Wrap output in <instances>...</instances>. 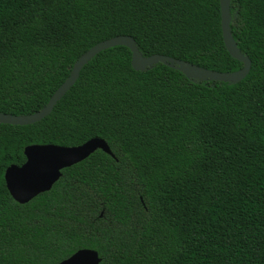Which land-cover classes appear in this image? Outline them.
Returning a JSON list of instances; mask_svg holds the SVG:
<instances>
[{
    "label": "trees",
    "instance_id": "trees-1",
    "mask_svg": "<svg viewBox=\"0 0 264 264\" xmlns=\"http://www.w3.org/2000/svg\"><path fill=\"white\" fill-rule=\"evenodd\" d=\"M251 59L239 82L176 63L133 66L126 45L87 62L40 121L0 122V264H58L81 248L101 264H264V0H231ZM131 35L162 54L232 72L220 0H0V111L43 109L97 43ZM97 149L26 203L6 169L31 144Z\"/></svg>",
    "mask_w": 264,
    "mask_h": 264
},
{
    "label": "water",
    "instance_id": "water-1",
    "mask_svg": "<svg viewBox=\"0 0 264 264\" xmlns=\"http://www.w3.org/2000/svg\"><path fill=\"white\" fill-rule=\"evenodd\" d=\"M221 24L225 44L235 58L244 62V66L232 72H220L199 66L190 61L177 59L172 56L153 54L141 56L135 39L131 35L123 34L97 43L81 56L75 63L70 76L57 88L48 104L38 112L32 114H12L0 111V122L25 125L35 123L49 115L57 102L70 90L80 76L83 66L102 50L126 45L133 53V66L138 70H145L157 62L167 64L176 63L177 68L188 77L195 79L210 78L212 80H229L239 82L244 79L251 69V59L244 56L238 48L231 32V0H220ZM97 149L114 156L108 142L102 137H93L75 146L59 144H31L25 148L27 160L22 165L12 164L5 172L7 187L15 200L20 203L29 202L39 193L49 190L60 178L62 169L87 158ZM99 252L92 248H81L58 264H101Z\"/></svg>",
    "mask_w": 264,
    "mask_h": 264
}]
</instances>
